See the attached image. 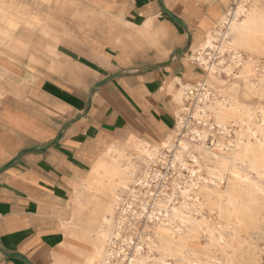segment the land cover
Here are the masks:
<instances>
[{"label": "crops", "instance_id": "obj_1", "mask_svg": "<svg viewBox=\"0 0 264 264\" xmlns=\"http://www.w3.org/2000/svg\"><path fill=\"white\" fill-rule=\"evenodd\" d=\"M234 1L60 0L59 24L48 27L59 41L39 44L25 29L24 40L11 36L0 46L9 49L0 52V264H90L106 212L97 219L95 204L88 226L76 231L74 192H91L89 173L104 151L121 146L115 139L123 131L150 142L172 131L177 79L193 85L203 76L186 56ZM85 8L95 14L82 15ZM177 48L186 50L172 58ZM68 230L89 246L62 258Z\"/></svg>", "mask_w": 264, "mask_h": 264}, {"label": "rangeland", "instance_id": "obj_2", "mask_svg": "<svg viewBox=\"0 0 264 264\" xmlns=\"http://www.w3.org/2000/svg\"><path fill=\"white\" fill-rule=\"evenodd\" d=\"M236 1L238 0H235L228 10L236 5ZM240 1H242L247 8L245 15L241 17L247 30V41L242 44L241 51L246 56L252 58L250 62V67L252 69L253 64L258 62L259 65L257 68L253 71L251 70V73L255 72V75L252 76V81L257 83L259 81L258 78L262 77V73L264 76V0ZM59 5L60 0H0V46L9 47L10 43H12L11 36L24 40V37L18 34H20V32L23 33L25 29L37 34V37L33 39L38 40L37 43L39 44L41 40H47L50 43L59 41V37H54L53 30L50 31L48 28L50 27L49 25L59 24V22L55 21L58 15H62L59 11ZM81 14L94 15L95 12L89 8H85L82 9ZM51 17L54 21L50 20ZM216 27L217 25L215 28H210L203 34L201 33V39H199L198 42L202 41L205 35H207L209 31L216 29ZM145 40L149 42L148 47L150 49H155L157 44L155 42H150V40L153 41V39L149 38ZM188 43L189 42L186 43V46ZM20 45L23 46V42H19L18 46ZM197 46L198 43H194L192 51ZM8 50L9 49H0V52H6ZM208 50L214 54L216 53L215 49L209 48ZM48 53L52 54L49 50ZM191 53L192 52H189L186 59H188L192 65L199 67L202 71L203 76H200L201 78L199 81H203L204 79L210 80L212 82L211 91L213 94L221 99L226 98L229 101V105L226 109L220 110L221 112L218 110L219 113L217 115L214 114L209 117L206 124L196 120L193 116V126L201 130L208 129L209 131L205 141L207 143H205L206 150H202V146L204 145L202 141L193 140L192 131L184 128V132H187V135H184V137L187 140H193L194 144H189L190 151L197 156L199 163H195L187 154L186 150H183V158L184 161L188 162L191 168L195 170L198 168V173H200L202 177L215 180L216 176H221L223 180L220 181V187H217L212 181L209 182V186L198 184L196 187L193 182H190L186 188V191L188 190L187 196L185 197L182 192H179L176 201L177 206L180 208V213L189 220L183 222V220L181 221L175 218L172 213H166L164 210H159L161 212H158L159 216L155 219L150 220L146 216H141L139 220L134 221L136 230L131 233V237L134 239L130 245H136V242H138L140 245L145 246V249H143L142 253H138L137 250L134 249V246L128 247L125 245V248H127V252L130 253L129 256L136 260V264H235L236 256L238 255V259H241V255L243 254L245 256V260L243 261L245 264L249 262V249L254 251L257 264H264V199L260 194L256 193L253 180L258 181V178L256 173L248 167L250 158L253 159L252 153L249 151L250 148L253 149V145L255 144L254 132L259 130L264 131V90L261 92L250 91L247 88L246 81L241 76V70H243L244 65L241 69L239 67L234 68V74L236 75H230L225 71L228 65L234 64L231 52L226 51L222 53V55H215L213 57V62L220 63L221 61L218 66L220 69L214 73L216 78L205 73L203 68L199 66L194 59H191ZM193 102V100L184 99V102L181 103L182 108L188 107L194 109ZM231 102L234 104V107H230ZM210 104L212 105L211 109L217 111L218 108L212 104V100L209 101V105ZM181 105L178 107H181ZM182 114L184 115V113ZM246 115H249V117ZM223 125L227 129H224ZM175 130H177V119L172 131L161 132L158 137L162 138L170 131L173 132ZM238 131L243 132V140L238 141ZM130 133L133 134L130 135ZM129 135H137L138 137L145 138L143 134L136 129H128L123 131L122 134L115 139V143L118 145H125L127 139L130 137ZM234 142H238V144H234ZM127 149L129 153L133 154V157H137L136 151H134L131 146H128ZM206 151H209V153H206ZM165 153L166 157L161 162L154 164V171H158L159 174L168 173L170 180V188H168L169 193H173L176 179L181 182V185L183 184L182 186L185 189V184H187V181H190V169L180 167L179 162L173 163V152L166 150ZM224 157H235V164L232 165L223 162L222 158ZM108 162L109 159L104 160L99 157L95 169L96 180L94 183H88L86 187L91 192L84 191L79 194L74 192L70 200L72 215H75L73 222L75 223L76 231H80L81 227L88 226L93 216L92 210L95 204L96 207L99 208L97 219H100L102 213L106 212L105 210H116L112 205V201L115 198L113 192L115 182L109 179V170L111 166L107 165ZM142 163L144 162L142 161ZM142 168L143 165L140 167V170ZM210 170L212 172L215 170L214 173L216 176H214ZM239 170L245 177L242 178L238 175L237 171ZM246 175H250L249 177L253 180L246 178ZM115 180H119V177H115ZM157 185V182L153 183L151 186L152 192L157 191ZM225 190H231L232 192L234 190L233 193L237 198H240L241 205L244 204L243 200L248 203L251 197L254 199L252 200V210H249L243 219L244 221L246 219L245 222H249L251 218L257 217L256 221H252L255 225L250 228L251 231L242 232L247 241L253 243L252 245L246 243L245 250L238 251L237 255L235 254L234 247H231V244L225 245L224 247H216L209 240L208 232L201 229L198 223L192 222H198V220L203 219V216L218 228L222 224L219 230H226L228 234H230L232 229L227 228L226 223H235L237 217L231 204H229L225 198ZM92 194L96 196V203ZM123 194V198L133 199L128 193L123 192ZM150 194L151 193H149V195ZM196 197H199L204 205H200ZM77 198L82 201V206L85 205L81 214L78 212V207L80 206ZM143 200L149 201L148 203H153L152 197L148 196L147 188H143L142 193H140L137 198V203L134 208L142 210L141 204ZM183 200H187L191 209L190 211L181 208ZM206 203H208L215 212L209 210ZM201 206L203 207L201 208ZM152 209L157 211L156 207L151 206L150 210ZM196 210H200V212ZM66 234L67 239L62 246V258H64V252L69 256L74 255L75 245L89 246V243H80L75 236L70 234V230H68ZM69 262H71V260ZM124 264H127V261H124Z\"/></svg>", "mask_w": 264, "mask_h": 264}, {"label": "bare ground", "instance_id": "obj_3", "mask_svg": "<svg viewBox=\"0 0 264 264\" xmlns=\"http://www.w3.org/2000/svg\"><path fill=\"white\" fill-rule=\"evenodd\" d=\"M246 11L247 8L245 4L240 0L236 1V5L233 8L221 15L216 29L209 31L207 35H205L203 40L198 42V46L194 48V50L190 54V57L203 68L205 73L216 78L214 73L220 69L218 68V66L220 65L221 61L220 63H215V61L213 62V57L215 55H222V53L229 51L231 52L234 64L228 65L225 71L231 75L235 73V67H239L241 69L244 65L243 70H241V76L246 81L247 88L250 91L261 92L264 90L263 73L261 74L262 77L258 78L259 81L257 83L252 81V76L255 75V72L251 73V70H255L259 64L258 62H255L252 69L250 67L252 58L246 56L241 51L242 44L246 43L247 41L246 26H244L241 19V17L245 15ZM209 48L215 49L216 53L214 54L213 52H210L208 50ZM177 81L180 85L179 94L176 95L178 105H181V103L184 102V99L186 98L194 101V109L188 107L182 108V105L178 108L179 110H177L176 113L177 130L170 132L160 142L141 140L138 139L136 135H132L127 139V143L125 145H113L108 148L107 151H104L101 155L102 159H109L107 165L111 166L109 170V179L115 182V188L113 191L115 198L112 201V205L116 208V210H107L106 213H104L102 216L100 227L97 233L99 242L97 243L96 247V255L90 260V264H124V261H127V264H136V260L129 256L130 253L127 252V248H125L126 246H134V249H136L138 253H142L143 249H145V246L140 245L138 242H136V245H130V243L134 239L133 237H131V233L132 231L134 232L136 230V224H134V221L139 220L141 216H146L150 220L155 219L157 216H159L158 212H161L159 210H164L166 213H172L175 218H178L181 221L183 220V222H187L189 219L187 217H184V215L180 213V208L177 206L176 201L179 192H182L186 197L188 193V190L186 191V188L188 187L187 185L190 184V182H193L195 187L198 184L209 186L210 181L214 182L217 187H220L221 185L220 181L223 180V177L216 176V174L214 173L215 170L213 172L211 170L210 171L212 174H214V176H216V179L209 180L202 177L200 173H198V168L196 170L194 168H191L188 162L184 161L183 150L187 151V154L195 161V163H199L197 156H195L192 151H190L189 144H194L193 140H201L202 144H204L202 146V150H206L205 145L207 143L205 141L208 137L209 131L208 129L201 130L196 126H193V116L196 120L206 124L209 120V117L213 116L214 114L217 115L220 110L222 111L226 109L229 105V101L226 98H218L215 94H213V92L211 91L212 82L210 80L204 79L203 81H199L197 84L193 85L184 83L179 78L177 79ZM210 100H212V104L218 108L217 111H213L211 109L212 105H209ZM230 107H234V104L232 102L230 103ZM182 113H184V115ZM246 116L249 117V115ZM184 128L192 131L193 140L190 141L185 139L184 135H187V132H184ZM223 128L227 129L224 125ZM237 134L238 141L243 140V132L238 131ZM253 136H255V144L253 142V149L250 148L249 151L252 153L253 159L249 157L250 160L248 167L256 173L258 181H254L253 179H251L249 177L250 175H246V178L253 180V186H255L256 193L260 194L264 199V131H256L254 132ZM234 144H238V142H234ZM128 146H131L132 149L136 151L137 157H133V154L128 152ZM166 150L173 152V163L179 162L180 167L189 168L191 172L190 181H187V184H185V189L182 186L183 184L181 185V182L176 179V181L174 182L175 189L173 193H169L168 191V188H170L168 173L164 174L160 172L162 174L161 175L158 171H154L153 167L154 164L161 162L166 157ZM207 152L209 153V151H206V153ZM222 160L223 162L232 165L235 164L236 161L235 157H224L222 158ZM142 161L144 163H142ZM142 165L143 168L140 170V167ZM95 173L96 170L93 169L88 175V182L90 184L94 183L96 180ZM237 173L238 175H240V177H245L241 174L240 170L237 171ZM115 177H119V180H115ZM155 182H157L158 184V189L157 191L152 192L151 186ZM143 188H147L148 196L152 197L153 203H148L149 201L143 200V203L141 204L142 210H139L138 208L135 209L134 206L137 203V198L139 197L140 193H142ZM123 192L128 193V195L130 197H133V199L123 198ZM233 192L231 190L224 191L225 198L227 202L231 204L233 210L236 212L237 217L235 223H226L227 228L232 229L230 234H228V231L226 230H219V228L222 227V224L218 228L210 220L203 216V219L198 220V222H192L198 223V226L201 229L208 232L209 240L216 247H224L225 245L231 244V247H234L235 254L237 255L238 251L245 250L246 243L252 245L253 242L247 241L242 232L251 231L250 228L255 225V223L253 224L252 221H256L257 217L251 218L249 222H245L246 219L244 221L243 218L244 216H246L245 214L248 213L249 210H252V200L254 199L253 197H251V200L248 203L243 200L244 204L241 205L240 198H237V196ZM149 193L151 194L149 195ZM196 200L200 205H204V203L200 201L199 197H196ZM181 204L182 209L189 211L191 210L187 203V200H183ZM206 205L209 210H213V208L208 203H206ZM151 206L156 207L157 211L153 210L154 208L150 210ZM202 207L203 206H201V208ZM196 211L200 212V210ZM213 211L215 212V210ZM248 252L249 262L245 264H257V259L255 257L254 251H251V249H249ZM244 260V254L241 255V259H238L237 255L235 264H244ZM85 264H87V262Z\"/></svg>", "mask_w": 264, "mask_h": 264}, {"label": "water", "instance_id": "obj_4", "mask_svg": "<svg viewBox=\"0 0 264 264\" xmlns=\"http://www.w3.org/2000/svg\"><path fill=\"white\" fill-rule=\"evenodd\" d=\"M163 10L170 16L172 17L177 23H179L180 25H182L187 31H188V26L186 25V23H184V21H182L180 18H178L177 16H175L172 12H170L169 10L166 9L165 6H163ZM190 40V39H189ZM188 40V42H189ZM189 46V43L187 45V47ZM186 49H183V48H177L173 54H172V58L175 57V56H179V55H183L184 52H185ZM164 63L162 64H159V65H155L153 66V68H156L160 65H163ZM120 75V73H115V74H112L108 77H106L105 79H103L102 81H99L95 86L92 87L91 89V96L95 93V91L97 90V88H99L102 84L106 83L108 80L116 77ZM16 256H20V255H16Z\"/></svg>", "mask_w": 264, "mask_h": 264}]
</instances>
